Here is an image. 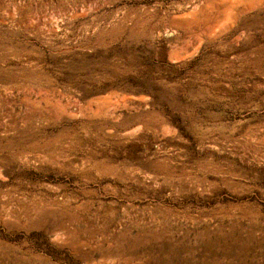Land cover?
<instances>
[{
  "label": "rangeland",
  "instance_id": "rangeland-1",
  "mask_svg": "<svg viewBox=\"0 0 264 264\" xmlns=\"http://www.w3.org/2000/svg\"><path fill=\"white\" fill-rule=\"evenodd\" d=\"M0 264H264V0H0Z\"/></svg>",
  "mask_w": 264,
  "mask_h": 264
}]
</instances>
